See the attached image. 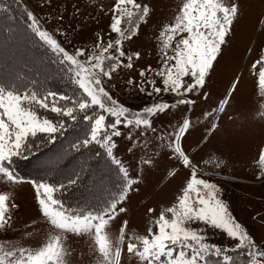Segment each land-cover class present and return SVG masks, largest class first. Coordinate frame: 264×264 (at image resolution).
Returning <instances> with one entry per match:
<instances>
[{
    "label": "snow or ice",
    "instance_id": "6c2138e0",
    "mask_svg": "<svg viewBox=\"0 0 264 264\" xmlns=\"http://www.w3.org/2000/svg\"><path fill=\"white\" fill-rule=\"evenodd\" d=\"M14 2L19 5L21 0ZM0 10L8 9L4 6ZM110 12L108 27L115 35L105 41L96 33L97 40L90 49L79 47L70 53L53 32L45 29L33 11L24 8L28 31L41 47L54 54L61 79L66 78L70 91L53 90L19 74L0 78V178L12 185L31 184L39 211L53 230L38 247L0 244V264H68L65 245L68 233L89 239L91 250L97 254L96 264H122L126 241L127 253L139 264H264V245H258L234 217L221 198L223 189L202 178L209 173L198 169L183 149L182 138L194 127L188 116H183L168 133L166 144L172 157L185 169H190L174 202L161 208L154 227H148L147 234L133 232L128 235L127 219L118 235L109 231L111 223L128 212L125 204L130 193L155 166L152 158L142 159L140 172L135 177L130 175L129 168L114 151L117 148L114 138L124 135L120 126L129 133L131 142L133 130L141 137L149 130L157 131L153 127L156 116L177 105H195L196 100L190 98L192 94L208 98L209 93L204 88L240 17L239 0H181L172 22L165 23L159 32V68L155 71L151 66L141 69V81L136 85L141 93L147 91L149 96L171 93L175 103L153 102L137 111L114 99L106 87V80L111 81L120 68L131 69L133 56L139 58V52H125L124 42L138 35L140 26L150 16V6L139 0H115ZM258 65L259 87L264 91V54L252 68ZM154 77L160 78L162 87L157 86ZM127 83L133 85L134 81L128 79ZM144 85H150L151 91ZM238 85L237 77L212 113L204 112L203 115L215 118L216 112H223ZM69 121L71 127H78L70 150L82 156L84 151L97 147L102 150L94 152L97 164L102 161L109 176L115 174L110 187L100 188V195L90 193L89 198L82 192V199L77 201L67 197L78 191L88 178L82 166L79 170L73 168L60 180L44 175L25 181L15 170L18 159L28 160L41 145L66 136ZM216 126L215 123L211 125L212 129ZM164 139L160 137L161 141ZM128 150L133 151L132 148ZM205 163H214L215 168H220L224 161ZM259 164L261 171L257 179H264V149L260 151ZM103 180L102 174L100 181ZM17 208L9 192H0V230L12 227V210ZM194 224L203 227H193ZM207 229L220 230L235 242L234 246L229 248L209 242Z\"/></svg>",
    "mask_w": 264,
    "mask_h": 264
},
{
    "label": "rangeland",
    "instance_id": "374dc122",
    "mask_svg": "<svg viewBox=\"0 0 264 264\" xmlns=\"http://www.w3.org/2000/svg\"><path fill=\"white\" fill-rule=\"evenodd\" d=\"M114 2L115 0H21L18 7L26 21L24 8L33 11L45 29L53 32L58 42L71 53L79 47L90 49L97 40L96 33H100L105 41L109 36L115 35L110 33L108 27L110 9ZM139 2L150 6V16L147 22L140 26L138 35L131 41L124 42V50L139 52L140 56H133L131 69L120 68L113 74L111 81L106 80V87L113 98L133 111L153 102L175 103V97L171 93L161 92L159 95L149 96L147 91L141 93L136 85L141 81V69L151 66L155 71L159 68V32L165 23L172 22L181 4V0ZM239 3L240 17L204 88V91L209 93L208 98L205 99L202 94H192L190 98L196 100L195 105H177L165 114L156 116L153 119V127L157 131L149 130L141 137L133 130L131 142L129 133L120 126L124 135L114 138L117 143L114 151L129 168L130 175L135 177L140 172L139 161L142 159L152 158L155 166L130 193V198L125 204L128 212L120 214L111 223L109 231L113 235H118L124 219L128 220V235L133 232L147 234L148 227H154V221L158 218L161 208L171 206L178 189L190 175V169L180 165L166 148L168 133L183 116H188L194 126L186 137L182 138L183 149L198 169L209 173L202 178L217 183L223 189L221 198L229 205L234 217L239 222L241 216H246L247 222L255 221V212L264 209V179H257L261 171L259 155L261 149H264V91L259 87V65L256 69L252 68V64L264 54V0H239ZM58 16L62 19H57ZM31 39L46 54L54 56L41 47L32 35ZM22 50V47L16 49ZM6 52L7 50H2V54ZM123 62L127 63V60L124 59ZM237 77L238 88L230 97L225 110L216 112L215 118H206L203 113H212L213 108H216L227 94L231 82ZM154 78L157 86L162 87L160 78ZM128 79H132L134 84L129 85ZM144 86L151 91L150 85ZM213 123L217 125L215 129L211 127ZM161 136L165 137L164 141L160 140ZM129 148L133 151L129 152ZM221 160L224 163L220 168H215L214 163H205ZM21 177L25 181L30 180L26 176ZM3 191L9 192L12 202H15L18 208L12 210V227L7 231L0 230V244L8 242L19 243L25 247H38L45 242L49 232L53 230L39 211L31 184L12 185L0 178V192ZM149 208L153 211L148 212ZM262 213L259 220L264 221V211ZM193 227L203 225L194 224ZM207 233L211 243L229 248L234 246L235 242L220 230L213 232L207 229ZM126 243L127 241L121 256L122 264H139L134 256L127 253ZM65 245L70 264H96L97 254L91 250L87 237L68 233L65 236ZM246 259L245 256L244 260Z\"/></svg>",
    "mask_w": 264,
    "mask_h": 264
},
{
    "label": "trees",
    "instance_id": "16d2710c",
    "mask_svg": "<svg viewBox=\"0 0 264 264\" xmlns=\"http://www.w3.org/2000/svg\"><path fill=\"white\" fill-rule=\"evenodd\" d=\"M4 6H7L8 10H0V55L2 56L0 78L15 77L19 74L26 79L39 81L53 90L70 91L66 78L61 79L54 56L46 54L43 49L33 43L31 33L27 29L28 21L23 19L18 5L14 0H0V8ZM18 47H22L23 50L16 51ZM3 49L7 50L5 54H2ZM49 115L54 116L52 113ZM71 123L69 121L70 127L66 130V136L58 137L54 143L41 145L28 160L18 159L15 170L18 175L29 179L48 175L60 180L73 168L79 170L82 166L88 178L84 179L78 191L67 197L70 201H77L82 199V192L89 198H91L90 193L100 195V188L110 187L115 180V174L112 173L109 176L108 170L102 167V161L100 165L97 164L94 152H102L97 147L94 146L93 151L82 150L84 151L82 156L70 150V143L75 142L78 134V127H71ZM102 174L104 180L101 182Z\"/></svg>",
    "mask_w": 264,
    "mask_h": 264
},
{
    "label": "crops",
    "instance_id": "0c3cea01",
    "mask_svg": "<svg viewBox=\"0 0 264 264\" xmlns=\"http://www.w3.org/2000/svg\"><path fill=\"white\" fill-rule=\"evenodd\" d=\"M258 199H263L262 197H258ZM264 209H260L259 212H255L253 217H255V221L247 222L246 216H241L240 222L249 232V234L255 239L256 243L259 245L264 243V221L259 220L262 217ZM243 215V213H242ZM254 219V218H252ZM258 220V221H257ZM68 264L71 263L70 259L67 256Z\"/></svg>",
    "mask_w": 264,
    "mask_h": 264
}]
</instances>
